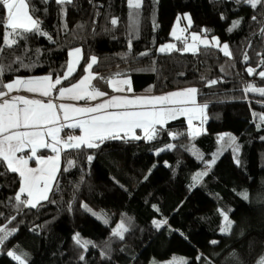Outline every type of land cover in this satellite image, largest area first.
I'll return each mask as SVG.
<instances>
[{"label":"trees","instance_id":"obj_1","mask_svg":"<svg viewBox=\"0 0 264 264\" xmlns=\"http://www.w3.org/2000/svg\"><path fill=\"white\" fill-rule=\"evenodd\" d=\"M33 3L41 9L37 15L42 29L53 39L31 35L25 62L30 59L38 66L5 75L6 82L14 76L62 73L68 51L80 47L82 59L77 71L58 88L78 82L87 74L86 59L96 56L92 84L97 90L110 94L109 81L114 79L130 80L136 95L196 87L197 103L208 105L207 124L206 132L193 138L188 135L187 120L181 118L167 123L150 141L110 140L100 149L63 151L58 187L54 186L49 196L54 203L44 202L42 207L18 212L12 205L0 203V227L14 225L17 229L6 242L7 250L28 253L30 264H163L174 260L234 264L232 253L240 264H259L264 258V140L260 139L264 126L257 128L256 116L264 115V97L246 93L244 88L248 84L264 87V79L246 71L247 67L257 73L261 70L259 54L264 53V37L259 33L264 17L253 21L257 10L233 0H142V7L136 10L140 14L139 35L129 48L131 10L127 0H74L66 6L64 16L55 0L47 5V14L39 0ZM186 14L191 16L192 32L208 30V36L229 44L233 58L214 47H201L196 54L159 53L158 49L172 40L178 18ZM111 18L118 19L116 26L111 25ZM237 19L242 21L240 26L229 32ZM65 22L67 33L63 30ZM3 36L0 25V46ZM14 51L20 54L16 49H4L6 63ZM245 52L250 57L247 63L243 61ZM118 73L122 75L117 77ZM213 79L218 82L209 86L206 81ZM170 133L184 135L172 139ZM227 134L235 136L240 146L236 154L239 165L228 147ZM169 144L174 147L168 149ZM192 148L203 155V160L193 155ZM218 152L216 163L207 168ZM89 154L93 156L91 164L86 160ZM65 157L75 162L68 171H64ZM205 171L208 174L195 182L196 174ZM0 182L5 184L0 189V201L18 191L17 174L8 173ZM244 190L249 193L247 201L239 195ZM84 205L104 213L111 223L130 221L124 240L113 237L111 229L85 211ZM229 209L233 227L231 234L225 235L220 232L224 222L219 213ZM12 216L16 219L9 224ZM154 220H167V224L157 229ZM77 233L91 242L87 251L76 245L73 237ZM213 240L218 243L213 245ZM106 243H110L107 256ZM81 253L84 261L79 259ZM0 264L16 262L0 250Z\"/></svg>","mask_w":264,"mask_h":264},{"label":"snow or ice","instance_id":"obj_2","mask_svg":"<svg viewBox=\"0 0 264 264\" xmlns=\"http://www.w3.org/2000/svg\"><path fill=\"white\" fill-rule=\"evenodd\" d=\"M51 0H39L44 5L43 12L47 14V5ZM236 4H246L253 10H257L251 19L257 21V17H264V0H233ZM60 6L62 16L66 15V6L72 5L74 0H55ZM127 6L131 10L129 48L133 38L139 35V12L136 11L142 7V0H127ZM41 9L37 7L33 0H0V25L3 26L4 36L3 45L0 46V177H6L8 173L17 174L19 180L18 191L11 197H6L0 203L12 205L18 212L21 208L35 209L42 207V202L54 203L50 201V193L54 192V186L58 187V174L61 171L62 150L75 149H100L106 141L116 140H139L140 136L136 134L139 129L144 133V139L152 140L156 138L160 131L164 130V126L171 120H175L181 116L187 118L188 127L191 129L189 136L194 137L199 134L200 129L193 126L194 120H200L203 123L205 119V109L207 104L200 105L197 103L198 89L196 87H188L184 90L174 91L165 95H155L151 97H135L129 98L123 95L111 96L104 102L95 106H75L67 103H54L52 99L42 100L38 98H27L24 95L13 94L26 92L36 94L39 97L51 98L54 91H58V99L70 101H93L108 95L104 91L97 90L92 81L95 79L92 69L98 63L96 56L86 59V67L84 72L87 73L78 82L72 83L70 86L57 87L69 80L82 59V49L80 47L72 48L68 51L69 60L66 64V71L62 73H48L43 76L20 77L14 76L10 82H6L4 77L8 74H14L21 68L31 71L37 65L36 61L28 60L25 62L30 49L28 41L31 35L46 37L52 41V36L42 29V20L37 15ZM179 19L177 24L179 25ZM187 20V28L192 25L191 16H184ZM241 20L237 19L232 22V26L228 29L233 31L240 26ZM260 22V21H257ZM110 23L113 26L118 24L117 18H111ZM78 27H83L82 25ZM63 30L67 33L68 26L65 22ZM187 29L172 30V36L184 44V48L180 51L191 52L196 54L199 46L204 48H218L225 57L233 58L228 43H221L217 37L211 40L202 38L200 34L193 33L191 35V43L188 37L182 35ZM206 33L207 30L205 29ZM260 36L264 37V27L260 29ZM24 44L21 45L20 42ZM16 49L17 52L12 53V59L5 62L7 57L4 55V49ZM176 45L169 43L159 48L161 53L176 51ZM38 55L40 49H35ZM148 55V53H142ZM259 64L261 70L257 73L252 67H247L248 75H258L264 79V53H260ZM250 60L247 52L243 54V61L247 63ZM15 65V67H13ZM119 77L122 74H116ZM112 90L117 93H123L126 90L131 92L130 80L114 79L109 81ZM218 81L213 79L206 81L211 86ZM123 86H128L127 89ZM150 91V90H149ZM246 93H258L264 97V87H257L252 84L245 86ZM255 115V114H254ZM259 123L257 128L264 126V115L256 116ZM79 129V135H68L62 139L61 132L63 129ZM171 134V133H170ZM172 139H176L177 135L184 133L171 134ZM264 140V136L260 137ZM222 152L224 150L223 142L225 136H220ZM228 147L232 149L236 163L239 165L238 154L240 150L236 137L227 134ZM174 145H167L168 149H172ZM48 149L52 155H39V150ZM164 150V149H161ZM186 150H188L186 148ZM193 155L197 159L203 160V155L198 153L194 148L191 149ZM219 152L214 154L211 162L207 164V168H211L215 163ZM86 160L91 164L92 155H87ZM30 161H34L36 167H30ZM67 167L64 171L75 166L72 159L65 157ZM207 171L197 173L193 178L195 182H199L200 178L206 176ZM147 179V177H145ZM83 183V180H81ZM118 183V181H117ZM5 184L0 182V189ZM239 195L247 201L249 193L247 190L242 191ZM85 211L91 212V209L84 205ZM220 211L223 217V225L220 232L225 235L231 234L233 221L229 218V212ZM97 219H103L104 223H108L104 213H92ZM16 217L12 216L8 223L10 224ZM153 224L157 229L167 224V220H154ZM131 222L122 220L112 232L113 237L124 240L125 234L130 230ZM17 229L13 225L11 228L5 226L0 227V250L6 251V255L11 257L16 264H30V255L26 252L17 253L15 250H7L6 242L16 233ZM76 245L87 251L90 241L82 240L80 234L77 233L73 237ZM216 245L218 241H211ZM95 247L96 245H92ZM110 251V243H106L104 254L107 256ZM79 259L84 261L83 253L79 255ZM201 256L197 257L200 260ZM234 264H240L238 257L232 253L231 257ZM153 264H156L153 261ZM172 264H187L186 260L173 261ZM264 264V259L259 261Z\"/></svg>","mask_w":264,"mask_h":264},{"label":"rangeland","instance_id":"obj_3","mask_svg":"<svg viewBox=\"0 0 264 264\" xmlns=\"http://www.w3.org/2000/svg\"><path fill=\"white\" fill-rule=\"evenodd\" d=\"M184 16H190V15H188V14H186V15H184ZM183 16V17H184ZM183 17H181L180 19H179V25L177 24V21H176V23H175V25H174V28L173 29H177V32H178V34H180V32H179V29H187L182 35H184V36H187L188 37V42L189 43H191V35L194 33V32H192L191 31V27H192V25H191V27L190 28H187V20H184L183 19ZM207 33H208V30H207V32L205 33V32H203L202 34H200V33H196V34H200L201 35V37L202 38H207V39H209V40H211L212 39V37H215V36H208L207 35ZM171 38H172V40L171 41H169L168 43H166V44H169V43H172V44H175L176 45V51H180L181 49H183L184 48V44L181 42V41H178V40H176L173 36H172V33H171ZM165 44V45H166ZM162 46H164V45H162ZM201 47H203V46H199V48H201ZM158 51H159V49H158ZM173 52V51H172ZM182 52V51H181ZM159 53H161L160 51H159ZM165 53H170V52H165ZM183 53H191V52H183ZM164 54V53H163ZM70 59V58H69ZM79 65V64H78ZM78 65H77V67H78ZM77 67H76V69H75V71H74V73L77 71ZM109 88H110V90H111V92L113 91L112 90V88H111V86L109 85ZM204 116H205V119L203 120V123H201L200 122V120H194L193 121V126L194 127H197V128H199L200 129V132H199V134L198 135H196V136H194V137H198V136H200V135H202L203 133H205L206 132V124H207V115H206V109H205V113H204ZM181 118H184V119H186L187 120V118L186 117H183V116H181V117H179V118H177V119H175V120H178V119H181ZM175 120H171V121H169V122H172V121H175ZM168 122V123H169ZM187 125H188V122H187ZM188 131H189V133H190V131H191V129L188 127ZM138 135V134H137ZM138 136H140L142 139H144L143 137H144V133L141 131V134L140 135H138ZM193 138V137H192ZM144 140H146V141H150V140H147V139H144ZM88 207V206H87ZM89 208V207H88ZM89 209H91V208H89ZM90 215H92L93 217H95L96 219H97V217L96 216H94L92 213L93 212H95V213H102V212H99V211H96V210H93V209H91V212H89V211H87ZM106 219H107V221H108V223H104V220L103 219H97V220H99L100 222H102V223H104L107 227H109L110 229H111V231L113 232V230L115 229V227H116V225H118L120 222H116V221H114V222H112L111 223V221L106 217ZM264 259V258H263ZM172 262L173 261H169V262H164L163 264H172Z\"/></svg>","mask_w":264,"mask_h":264},{"label":"crops","instance_id":"obj_4","mask_svg":"<svg viewBox=\"0 0 264 264\" xmlns=\"http://www.w3.org/2000/svg\"><path fill=\"white\" fill-rule=\"evenodd\" d=\"M81 61V60H80ZM78 68V67H77ZM94 75V74H93ZM95 76V75H94ZM94 82V80L92 81V83ZM112 88V85L111 83L109 84ZM130 86H131V83H130ZM58 87V86H57ZM125 87V89H127L128 86H123ZM186 89V88H185ZM180 90H184V89H180ZM180 90H176V91H180ZM174 92V91H172ZM168 93H171V92H168ZM168 93H165V94H168ZM13 94H19V95H24L26 96L27 98H38V99H42V100H47V99H52L54 103H67V104H73L75 106H95L96 104L98 103H101V102H104L105 100L109 99L111 96H117V95H123V96H127L129 98H135V97H151V96H155V95H165V94H141V95H136L134 94L132 91L131 92H128L127 90L123 93H117V92H114L112 91L110 94H108L107 96L105 97H102V98H98L96 100H93V101H70V100H59L57 97H58V92L56 93V91L53 92V96L51 98H43V97H39L37 96L36 94H31V93H26V92H20V93H13ZM197 99V98H196ZM136 131H141L139 129H137ZM72 133V134H71ZM80 134V131L79 129H69V128H65L62 130L61 132V137L62 139H65L67 138L68 135H79ZM67 149H64L62 150L65 151ZM40 151H49V155H52V153L50 152V150L48 149H41L39 150ZM30 167H36V164L34 161H30ZM51 194V193H50ZM44 203V202H42Z\"/></svg>","mask_w":264,"mask_h":264},{"label":"built area","instance_id":"obj_5","mask_svg":"<svg viewBox=\"0 0 264 264\" xmlns=\"http://www.w3.org/2000/svg\"><path fill=\"white\" fill-rule=\"evenodd\" d=\"M72 134V133H71Z\"/></svg>","mask_w":264,"mask_h":264}]
</instances>
